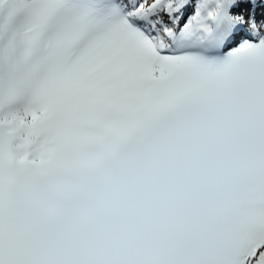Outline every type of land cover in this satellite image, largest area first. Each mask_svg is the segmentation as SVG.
Segmentation results:
<instances>
[{"label": "snow or ice", "instance_id": "6c2138e0", "mask_svg": "<svg viewBox=\"0 0 264 264\" xmlns=\"http://www.w3.org/2000/svg\"><path fill=\"white\" fill-rule=\"evenodd\" d=\"M0 264H264V0H0Z\"/></svg>", "mask_w": 264, "mask_h": 264}]
</instances>
